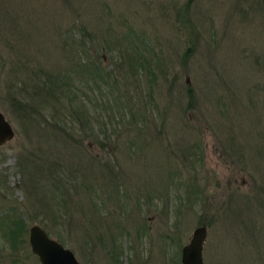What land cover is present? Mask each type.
Returning a JSON list of instances; mask_svg holds the SVG:
<instances>
[{
	"label": "rangeland",
	"instance_id": "1",
	"mask_svg": "<svg viewBox=\"0 0 264 264\" xmlns=\"http://www.w3.org/2000/svg\"><path fill=\"white\" fill-rule=\"evenodd\" d=\"M120 37L139 44L147 60L155 54L164 62L165 75L157 73L150 88L144 70L137 71L138 94L133 84L119 87L121 92L128 90V96L148 115L151 123L138 125L147 133L135 138L133 125L126 133H118L109 125L92 124L104 142L100 149L85 134L81 136L67 116H61L71 136H81V154H96L114 170H120L118 158L126 164L122 177L130 187L119 181L117 188V195L125 192L128 196L125 207L106 204L101 208V200L92 197L98 214L85 215L75 205L85 192L74 194L68 186L65 196L72 200L55 210L34 184L36 170L33 175L28 160L40 166L37 159L77 163L74 157L78 155L64 146L75 142L62 130L54 133L49 126L30 125L22 108L13 110L9 96L28 84V70L48 69L70 79L67 71L77 56L98 61L112 75L120 62L123 71L118 70L116 79L128 76L125 51L114 48ZM77 85L81 89L76 93L85 101L84 83ZM186 87L194 93L190 103ZM251 95L258 102L254 108L246 103ZM115 96L102 92L95 102ZM263 100L264 0H0V112L14 132L0 145V264H39L27 243L32 224L68 247L81 264H180L181 247L195 227L204 225L203 264H215L217 256L222 264H230L239 253L235 247L240 248L243 241L232 235L242 228L237 223L257 219L247 206L259 185L258 176H253L258 171H251L250 161L236 152L243 147L234 144H244L252 154L257 142L264 144V137L255 136L238 109L245 112L248 105V112L255 111L252 117L261 119L256 130L264 134L263 110L259 112L258 106ZM17 102L23 105L25 101L19 97ZM94 112L101 114L99 107ZM162 114L165 125L160 123ZM99 128L107 129V138L97 132ZM114 129L123 130L117 125ZM246 132L250 139L242 140ZM143 137L148 143L140 141ZM61 138L68 141L61 142ZM185 139L196 147L199 157L186 155L181 148ZM253 156L264 166V156ZM142 187V192L134 189ZM248 213L253 214L249 219ZM7 215L13 220L9 228L19 225L20 229L13 240L1 221ZM109 218L121 224V235L114 239L110 237L114 228L106 223ZM240 231L245 237L246 231ZM244 241L264 250V242L253 234ZM253 260V264H264L263 257Z\"/></svg>",
	"mask_w": 264,
	"mask_h": 264
},
{
	"label": "trees",
	"instance_id": "2",
	"mask_svg": "<svg viewBox=\"0 0 264 264\" xmlns=\"http://www.w3.org/2000/svg\"><path fill=\"white\" fill-rule=\"evenodd\" d=\"M114 43V48L118 52L125 51V53L123 54L126 58L123 62H125V65L127 67L128 76L124 75L121 79H116L118 70L123 71L124 65L120 62L115 64V67L112 70V75L111 71H104V68L99 66L98 61L90 60L88 58L84 59L81 56H77L75 58H72V65L67 71L69 72L70 79L64 78V76L60 75L61 73H54L53 71L48 69L41 68L36 71L28 70L26 71L27 75H30L27 78L28 84L22 85L17 92H14L9 96V103L13 110L16 111L22 108V111H24L27 115L26 120L30 125H41L42 128L49 126L51 127V129L54 128V133L57 129L62 130L63 132H66V134L75 142L72 143L73 145H71V143H67L64 146L69 147L71 152H73L72 154L78 155L74 157L78 160L77 163L71 161L69 163H65V165L64 163H62L63 165H61L57 159L49 160V162L47 159H37L42 162V165L40 166L33 160H28L27 167L30 168L32 172L36 170L35 181L33 180L34 184L38 185L41 188V192L44 196L42 198L50 199L52 207H55V210H57L58 207L65 208V206H67L68 203L72 200L71 197L65 196V194L68 193V186L73 190L74 194L80 195L82 191L85 192V198H78V202L75 200V205H78V208L83 211L85 215L86 213L98 214V212L96 211V207H93L94 203H91L92 197L101 200V208L105 207L106 204H113L121 210H123V207H125V203L123 201L128 199V196L125 192L123 193V195L122 193L120 195H117L119 181H122L127 185V181L122 177V172L125 169L126 164L121 163L118 158L116 162L117 164H119L120 170H114L113 166L108 161H102L96 154L92 155L87 152L84 156L83 153L81 154L78 151L80 147V145L78 144H80V141L82 139L80 137L85 134V137H89L100 149H104V142L97 137V134L95 132H93L92 124H95L99 127H105L109 125L112 127V131H119L118 133H126L129 127L133 125V127L135 128V134H137L135 138H140L141 136L146 134L147 132L145 133V131L140 127H145L148 123H151V120L148 119V115L145 112H142L139 109L136 100H133L130 96H128L130 92L128 93V90H123V92H121L119 90V87H128L133 84L134 90L136 91V94H138L139 87L135 86V81L138 76L137 71L144 70L146 71L145 73L148 74V88L151 87L154 79L157 77V73L160 76H164L165 73L163 69L164 62L161 59H156L155 54H153L151 58L152 61L150 59L147 60L144 55L145 50L138 49V47L140 46L139 44L138 46L134 45L133 41L125 37L115 39ZM128 49H131V51L127 52ZM81 51L83 52L81 53V55L84 54L83 49H81ZM150 52L154 53L153 51ZM63 79L65 81H63ZM77 83H84L85 101L82 100L80 96L78 97L76 93L79 88L81 89V87H78L79 84L77 85ZM184 91L186 92L188 101L190 103L192 97L194 98V93L189 87H186ZM102 92H106L107 94L112 93L116 96L113 97V99H107V101H104L101 104H97L95 102V96H97V94L100 95ZM19 97L25 101L23 105H20V102H17ZM248 97L250 98L246 103L254 108L255 103H258L256 101L257 98L253 97L252 95ZM63 102L65 103V105L62 107L61 105ZM234 106L236 108L235 103ZM258 106L260 107L259 112L263 110V113H261V118L263 119L264 100L263 102L260 101V104ZM98 107L100 108L101 114L94 112ZM19 111H21V109ZM104 111L110 112L111 115H105ZM238 111L243 113V121L251 129L256 131L254 132L255 136L260 139L264 137L263 133L256 130L261 124L260 116L252 117L253 115H255V111L248 112V105L245 112H242L239 109ZM61 115L67 116L69 118L71 124H73L74 127L81 131V136H76V138L71 136L69 129L64 127L65 121ZM110 117L112 119H110ZM231 117L233 119L235 118L234 116ZM102 118H104L105 120L103 121ZM159 118L161 121L160 123L164 122V124H162L165 125L167 120L166 116L162 114V117ZM114 125H117L118 127L121 126L123 130L114 129ZM138 125H140V127ZM40 132L42 135H44L42 131ZM97 132H100V134H103L104 137L107 138V129L99 128ZM245 136L247 137V139H250L251 135L247 132L244 133L242 140ZM133 139L134 136L129 137V141L131 144L134 143ZM146 139V137H143V139L140 141H143L142 143L146 144L148 143L144 141ZM59 140L64 143L68 141V139L63 140L62 138ZM187 141L188 139H185V144L181 145L183 146L181 148L185 149L186 155L199 157V154H196V147H194V145L190 146L188 143H186ZM230 142L231 141L229 140L228 143L230 144ZM260 143L257 142L256 146L254 147L256 150L253 151V154L259 155L261 157L264 156V144ZM234 145L235 147L244 148V144H242L241 146L235 142ZM140 146L141 145L137 146L136 151H138V147ZM85 148L87 150V147ZM243 148L237 149L236 152L240 153L239 155L243 154V156L241 155V158H243V160L250 161L249 164L252 165V167L250 168L252 172L254 171L252 170L253 168L258 171V175H256V172L253 176L254 178L258 176L259 185L255 187V191L249 196V207L247 206V211H255V213L257 214V219L255 218L256 220L252 222L248 221V223H245L244 221L237 223L238 225L241 224L240 226L242 228L233 231L232 235L237 236V240L238 237L242 238L243 241L241 240L242 244L239 245L240 248L235 247L236 249H239L238 251H236L239 253H237V258L235 260L230 261V264H253L255 260H253V258L255 256L259 261L260 258L263 257L262 262L264 261V250L260 251V249H253L251 245L247 246L244 241V239H246L248 236L252 238L253 234V236L255 235L258 241L261 239L264 242V219H260L261 217H264V166H260V163L254 159L252 152L246 151V149L244 148V150ZM134 155H137V153L135 152ZM166 158L168 159L169 157L166 155ZM39 172H41L42 175H40ZM43 180L45 184H41V181ZM56 180H58L59 183H57ZM127 187L130 186L127 185ZM130 189H133V187H131ZM134 189L142 192L144 188L142 187ZM38 192L39 191L36 190L35 194L37 195ZM87 197L91 198L89 199ZM124 211L121 212V214H123ZM248 214L251 215L248 217V219L253 216L252 213ZM109 220L110 221L106 223L108 224L109 222H111V225H108V227L111 226L114 228V232H111L112 236H110L112 239H114L121 235V224L117 223L114 220H111L110 218ZM1 221L6 224L5 228L7 229L6 233L8 237L12 240L13 237H17L16 231L17 233H19V225H17V228H9L8 222L13 221L12 217H8L7 215L3 217ZM57 224L60 225L61 221H58ZM230 226L232 227L233 225L231 224ZM240 230L246 231L245 237L243 233L240 234ZM97 238H99L98 234ZM242 250L245 251L243 252L245 253L244 256H241L243 254L241 253ZM258 253H260V255ZM222 263H224L223 259L217 256L215 264Z\"/></svg>",
	"mask_w": 264,
	"mask_h": 264
},
{
	"label": "water",
	"instance_id": "3",
	"mask_svg": "<svg viewBox=\"0 0 264 264\" xmlns=\"http://www.w3.org/2000/svg\"><path fill=\"white\" fill-rule=\"evenodd\" d=\"M13 129L0 112V145L13 137ZM206 236V227H195L180 250V264H203L202 249ZM27 243L30 252L39 264H81L73 252L58 240L50 237L38 224L28 227Z\"/></svg>",
	"mask_w": 264,
	"mask_h": 264
}]
</instances>
